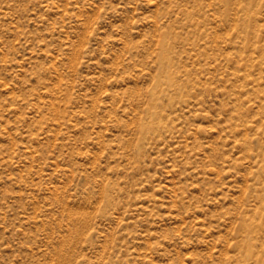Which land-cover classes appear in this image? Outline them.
Instances as JSON below:
<instances>
[{"label": "rangeland", "instance_id": "374dc122", "mask_svg": "<svg viewBox=\"0 0 264 264\" xmlns=\"http://www.w3.org/2000/svg\"><path fill=\"white\" fill-rule=\"evenodd\" d=\"M0 264H264V0H0Z\"/></svg>", "mask_w": 264, "mask_h": 264}, {"label": "bare ground", "instance_id": "6f19581e", "mask_svg": "<svg viewBox=\"0 0 264 264\" xmlns=\"http://www.w3.org/2000/svg\"><path fill=\"white\" fill-rule=\"evenodd\" d=\"M163 43V42H162ZM167 44V43H166ZM168 45H170V44H168ZM165 47V46H164ZM168 48V47H167ZM164 50V52H165V48L163 49ZM166 51H167V49H166ZM166 54H167V52H165ZM164 53V54H165ZM163 54V53H162ZM165 54V55H166ZM167 56V55H166ZM164 58V57H163ZM166 58H168V57H166ZM165 58V59H166ZM165 61V60H164ZM167 61V60H166ZM162 68V67H161ZM162 74V73H161ZM169 74V73H168ZM170 75V74H169ZM155 98V97H154ZM159 113V112H158ZM157 113V114H158ZM155 115V116H157V118L155 119V121L158 119V115ZM155 125V124H154ZM145 129V128H144ZM143 129V130H144ZM247 218V217H246ZM250 219V218H249ZM257 222H255V223H253L252 222V220H248V219H244L243 221H242V226L244 227V229L246 230H248L249 232L251 231V230H253L254 229V226H257V224H256ZM256 224V225H255ZM248 231H247V233H248ZM246 235H249V234H246ZM252 236V235H251ZM244 245H245V253H244V255L245 256H252V252H253V242H252V240L248 237V238H246L245 240H244V243H243ZM244 257V256H243Z\"/></svg>", "mask_w": 264, "mask_h": 264}]
</instances>
